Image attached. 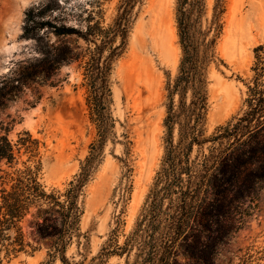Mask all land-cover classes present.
Wrapping results in <instances>:
<instances>
[{
    "label": "rangeland",
    "instance_id": "1",
    "mask_svg": "<svg viewBox=\"0 0 264 264\" xmlns=\"http://www.w3.org/2000/svg\"><path fill=\"white\" fill-rule=\"evenodd\" d=\"M178 1L0 0V214L23 216L0 215V264H136L173 237L179 262L264 264V131L232 134L264 90V0H199L208 58L179 87ZM44 7L76 33L27 35Z\"/></svg>",
    "mask_w": 264,
    "mask_h": 264
},
{
    "label": "trees",
    "instance_id": "2",
    "mask_svg": "<svg viewBox=\"0 0 264 264\" xmlns=\"http://www.w3.org/2000/svg\"><path fill=\"white\" fill-rule=\"evenodd\" d=\"M199 0H179L178 1V29H179V37L180 43L183 49V58L180 64V73L177 80L178 87L181 83L185 85H194L196 83H200V77L202 76L204 60L208 58V52L206 51L204 55L201 54L200 48L204 46V39L197 40L195 38L196 27L194 25V20L192 19L193 9L198 5ZM47 7H44L38 12L31 11L27 17V25H26V34L27 35H35V33L45 27H49L52 29V32L56 36H65V35H73L76 31L73 28L66 26H57L50 25V23H44L40 21V18L45 14ZM34 76V75H31ZM30 78V77H25ZM184 88H182L183 90ZM179 88L176 91L179 92ZM251 91V90H250ZM186 92V91H183ZM254 95H258L257 103L253 104L250 102L249 110L246 112L245 116L240 120V122L235 126L234 133L239 134V138L244 137L246 135L249 138H254L260 132L264 131V90L257 91L252 89L251 91ZM3 95H0V109L4 106L2 99ZM204 98V96H203ZM204 101V100H203ZM202 109V110H201ZM204 106L201 108H195L194 111H197L198 122H201L203 119L202 111ZM232 131V132H233ZM3 141L7 142L9 145L7 138H2ZM239 140V139H238ZM196 142L195 139L190 141L189 145H193ZM247 142V141H246ZM244 141V143H246ZM241 143L242 145L244 144ZM10 151V150H9ZM7 158L6 153H0V159ZM18 200H15L14 204H10L7 207V211L5 215L0 214L1 216H5L6 220L4 222H9L10 226L16 224L18 225L22 219V207L19 206ZM30 206V205H29ZM28 206V207H29ZM4 222L0 219V234L3 233ZM175 229L182 230V227L178 224H174ZM21 238V235H20ZM22 244V238L20 239ZM201 247L198 249L192 248L190 245H186L187 252H190L188 262H179L177 259V247L185 246L178 242V238H171L169 241L160 242V243H152L146 247V244L142 245V248L139 249L138 260L136 264H214L213 260V252L216 248V244L212 243H198ZM192 248V250H191ZM211 253H210V252ZM213 251V252H212Z\"/></svg>",
    "mask_w": 264,
    "mask_h": 264
}]
</instances>
